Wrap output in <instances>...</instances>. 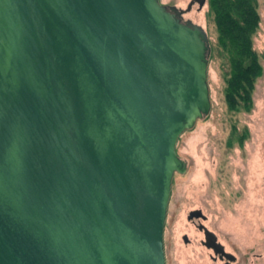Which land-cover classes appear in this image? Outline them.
Wrapping results in <instances>:
<instances>
[{"label": "water", "instance_id": "95a60500", "mask_svg": "<svg viewBox=\"0 0 264 264\" xmlns=\"http://www.w3.org/2000/svg\"><path fill=\"white\" fill-rule=\"evenodd\" d=\"M181 12L0 0V264H164L175 144L211 110L209 39Z\"/></svg>", "mask_w": 264, "mask_h": 264}, {"label": "rangeland", "instance_id": "374dc122", "mask_svg": "<svg viewBox=\"0 0 264 264\" xmlns=\"http://www.w3.org/2000/svg\"><path fill=\"white\" fill-rule=\"evenodd\" d=\"M158 2L184 8L190 0ZM254 2L260 21L252 44L262 74L247 109L232 110L226 102L230 64L218 44L213 10L207 5L196 13L195 7L191 16L209 39L211 110L175 144L187 171L171 180L162 235L164 264H221L211 260V252L199 243L201 235L187 220L193 210L202 211L203 224L235 256L232 264H264V0ZM183 236L189 244L182 242Z\"/></svg>", "mask_w": 264, "mask_h": 264}, {"label": "trees", "instance_id": "16d2710c", "mask_svg": "<svg viewBox=\"0 0 264 264\" xmlns=\"http://www.w3.org/2000/svg\"><path fill=\"white\" fill-rule=\"evenodd\" d=\"M218 44L230 64L225 99L230 109H247L262 67L253 49L252 37L259 27L253 0H210Z\"/></svg>", "mask_w": 264, "mask_h": 264}, {"label": "flooded vegetation", "instance_id": "af4514ba", "mask_svg": "<svg viewBox=\"0 0 264 264\" xmlns=\"http://www.w3.org/2000/svg\"><path fill=\"white\" fill-rule=\"evenodd\" d=\"M253 2H254V0H253ZM255 3V2H254ZM207 5H209L210 6V8H211V4H210V0H205V3L203 4V6H199V4L195 1V0H190V2L188 3V5L186 6V7H184V8H178V7H176L177 8V10L178 11H182L180 14H179V16H177V18L180 20V22H188V21H190V22H192L194 25H197V26H200L201 28H202V26L201 25H199V24H197L195 21H193L192 19H191V16H193V14H195V13H193L194 12V8L196 7V9H195V11H197L196 13H200V11H202L203 10V8L205 7V6H207ZM188 7H189V9H188ZM211 10H212V8H211ZM206 32V31H205ZM206 34H207V32H206ZM196 211H201V210H193V211H190V212H196ZM190 212L188 213V215H187V220L190 222V223H192L193 224V227L195 228V229H197V231H198V233L201 235V239L199 240V243H200V245L201 246H203L206 250H208L209 252H211L210 253V258H211V260L215 263V262H218V263H221V264H232V263H234V262H229L222 254H215V252H214V250L213 249H209V248H207L206 246H205V242H206V240H205V230H208L209 232H211V233H213L215 236H216V234L214 233V232H212V231H210L204 224H203V222L204 221H206V217H205V219H202L201 217H199V218H192L191 220H189L188 219V216H189V214H190ZM202 212V211H201ZM202 215H204L203 213H202ZM182 242L184 243V244H189V242H190V240L188 239V237L187 236H183L182 237ZM216 243L217 244H220L221 246H223V248H224V252L225 253H228V254H232V253H230V252H228L226 249H225V247H224V245L218 240V238H217V236H216ZM233 255V254H232ZM234 256V255H233Z\"/></svg>", "mask_w": 264, "mask_h": 264}]
</instances>
